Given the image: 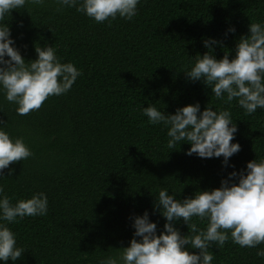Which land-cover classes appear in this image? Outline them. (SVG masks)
<instances>
[{
	"label": "trees",
	"instance_id": "trees-1",
	"mask_svg": "<svg viewBox=\"0 0 264 264\" xmlns=\"http://www.w3.org/2000/svg\"><path fill=\"white\" fill-rule=\"evenodd\" d=\"M57 9L55 0L26 4L7 20L26 60L35 59L36 44L53 45L82 75L67 93L49 96L26 115L0 93V122L32 152L10 165V177L5 169L0 184L13 203L40 191L48 198L46 215L9 224L26 250L4 264H97L128 246L132 217L146 209L159 234L165 221L153 213V202L161 187L180 192L181 199L219 187L233 169L222 167L223 157L186 155L187 143L168 149L167 129L142 112L149 103L165 113L197 101L201 110L208 103L228 108L238 127L233 142L241 145L230 163L240 170L255 156L264 158V110L248 115L235 99L224 103L181 71L190 57L207 51L204 38L223 40L224 47H214L217 58L234 49L249 22L264 21V0H140L131 20L118 16L110 24L75 7ZM230 25L236 32L225 38ZM177 226L187 233L182 221ZM257 248H242L229 237L209 250L213 264H264Z\"/></svg>",
	"mask_w": 264,
	"mask_h": 264
},
{
	"label": "clouds",
	"instance_id": "clouds-1",
	"mask_svg": "<svg viewBox=\"0 0 264 264\" xmlns=\"http://www.w3.org/2000/svg\"><path fill=\"white\" fill-rule=\"evenodd\" d=\"M45 0H0V93L16 105L18 115L37 110L49 96L67 93L82 75L73 62H62L53 45H35V59L26 60L16 46L7 23L12 10L26 4L39 5ZM60 10L75 7L96 23L118 16L131 20L137 14L140 0H55ZM20 26L23 22L20 21ZM248 32L240 35L234 49L224 51L217 58L214 47H224L216 37L202 39L207 51L190 57L182 72L191 81H201L211 94L237 105L248 115L264 110V21L249 22ZM230 25L224 33H235ZM227 49V48H226ZM143 114L150 124H163L167 129V148L187 143L186 155L200 158L223 157L221 165L231 167L222 177L219 187L197 190L192 195L178 198V192L161 187L154 196L153 213L164 218L162 230L150 219L146 209L132 217L134 229L128 246L98 259L97 264H213V246H223L231 238L240 247L257 248L264 244V158L246 162L236 170L229 158L241 149L233 142L238 131L236 120L228 108H214L209 103L201 110L197 101L165 113L155 104L143 107ZM32 155L21 136H12L0 122V176L10 177L12 163L23 161ZM48 211L47 195L40 191L14 203L0 184V264L15 262L25 252L18 246L17 235L9 224L25 217L44 216ZM193 217L207 221L201 228ZM187 226L182 233L177 226ZM139 237V239H137ZM257 257L264 258V248H257Z\"/></svg>",
	"mask_w": 264,
	"mask_h": 264
}]
</instances>
